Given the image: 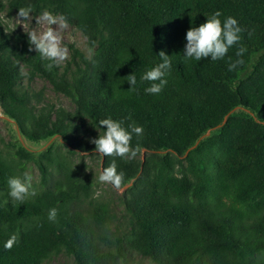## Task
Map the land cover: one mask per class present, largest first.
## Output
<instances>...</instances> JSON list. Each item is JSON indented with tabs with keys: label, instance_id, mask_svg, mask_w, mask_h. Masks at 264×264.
I'll use <instances>...</instances> for the list:
<instances>
[{
	"label": "trees",
	"instance_id": "16d2710c",
	"mask_svg": "<svg viewBox=\"0 0 264 264\" xmlns=\"http://www.w3.org/2000/svg\"><path fill=\"white\" fill-rule=\"evenodd\" d=\"M28 7L65 16L86 37L90 58L72 47L74 66L49 70L28 34L8 31L2 16ZM217 10L242 28L247 51L233 71L235 46L225 60H183L187 31ZM160 51L172 56V72L161 93L147 94L139 76ZM134 71L138 84L130 90ZM37 76L67 96L74 112L23 86V77ZM0 108L23 136H59L74 150L95 148L78 134L103 133L98 121L109 116L144 129L133 134L134 157L101 155L102 170L115 159L125 173V238L111 231L114 210L93 199L89 176L53 145L36 159V194L13 206L7 181L29 169L34 155L0 147V264H41L62 251L75 264H132V252L160 264H264V0L0 1ZM53 207L56 222L48 219Z\"/></svg>",
	"mask_w": 264,
	"mask_h": 264
},
{
	"label": "clouds",
	"instance_id": "9594fccd",
	"mask_svg": "<svg viewBox=\"0 0 264 264\" xmlns=\"http://www.w3.org/2000/svg\"><path fill=\"white\" fill-rule=\"evenodd\" d=\"M32 8H19L18 17L30 19ZM205 23L198 27H191L186 33V44L183 49V60L185 63L201 61L209 58L211 61L225 60L230 49L236 47V60L228 63V70L233 71L239 65L244 63L243 56L247 49L240 46L242 39V28L239 21L233 16L222 17L221 11L217 10L211 15H207ZM38 25H47L44 31L37 33L35 30L27 32L29 37L30 49L38 52L41 59L50 61L46 67L51 70L54 66L68 58V48L63 44L61 30L68 27V20L65 16L54 14L44 10L36 17ZM53 25L56 27L54 28ZM159 60L151 67L145 69L139 76V83L148 86L144 88L145 93L157 95L163 91L168 84L167 77L172 72V56L160 51L157 55ZM231 61V57H228ZM127 82L131 85L130 90H136L138 79L136 72L128 75ZM132 119L131 114L128 117ZM98 124L103 128V134L91 140L95 145V152L105 157H134L136 149L131 147L133 134L141 135L144 131L143 126L136 125L135 122L127 125L123 120L114 119L111 116L100 119ZM106 126V127H105ZM125 173L118 170L115 159L110 166L105 167L99 175V181L109 183L114 188L119 189L124 182ZM8 195L11 203L15 206L17 203L24 204L29 196L36 194L34 186V176L31 169L24 170L19 175L10 176L8 181ZM7 203V201H5ZM58 209L53 207L48 212V219L56 222ZM16 241V236L12 235L5 242V248H12Z\"/></svg>",
	"mask_w": 264,
	"mask_h": 264
},
{
	"label": "rangeland",
	"instance_id": "374dc122",
	"mask_svg": "<svg viewBox=\"0 0 264 264\" xmlns=\"http://www.w3.org/2000/svg\"><path fill=\"white\" fill-rule=\"evenodd\" d=\"M0 1L5 4L8 2V0ZM40 13L41 12L30 13V19L28 20L26 18L18 17V13L15 11H12L11 14H7L6 10H4L2 16L8 25V31H20L27 34V32L35 30L37 33H40L47 27V25L44 24L38 25L36 17H38ZM53 27L55 28L56 26L53 25ZM61 34L63 36V44L68 48L69 52L68 58L60 63L61 71L67 66H70V68L74 66L73 64L69 65V63L72 62L74 54L72 47L80 50L86 58H90L92 50L88 45L86 37L78 28L68 24L66 29L61 30ZM22 83L23 86L28 87L29 90L36 92L40 91L45 103L57 108L62 107L70 113L74 112L75 105L73 102L64 94L55 91L53 86L41 77L37 76L32 81H27V78L23 77ZM75 123L81 126V129L78 130L79 132L85 129L79 120L76 119ZM78 131L76 133H78ZM93 131V135L85 130L84 132L79 133L78 136L83 142L93 144L91 140L98 137L99 134H103L96 128H94ZM50 145L57 147L64 155H66L72 166H80L82 175L89 176V180L92 181L93 199L107 201L114 210L115 220L109 225L111 231L116 232L119 237L125 238L130 232V225L123 203L124 188L117 189L109 183H102L99 181V175L103 171L101 154L96 153L95 148L91 150H74L72 147L70 148L65 144L59 136H53L39 141L31 140L20 133L17 124L7 117L0 108V147L5 149L7 147L12 148L23 146L34 155V159L31 161L29 167L34 176V182H38L40 177V172L36 165V159L38 155L45 151ZM140 157L142 158L141 154ZM131 257L132 264H160L150 257L143 256L136 252H132ZM41 264H75V262L72 256L62 251L52 255Z\"/></svg>",
	"mask_w": 264,
	"mask_h": 264
},
{
	"label": "water",
	"instance_id": "95a60500",
	"mask_svg": "<svg viewBox=\"0 0 264 264\" xmlns=\"http://www.w3.org/2000/svg\"><path fill=\"white\" fill-rule=\"evenodd\" d=\"M233 111H234V110H233ZM233 111H231L230 113H232ZM228 115H229V114H228ZM228 115L224 118L223 122H222L220 125H218L217 127L222 126V125L226 122ZM210 132H211V129H209L204 135H202V136L200 137V139L197 141V143H196L193 147H191V149H193L194 147H196V145L199 143V141H200L201 139H203L204 137L208 136V135L210 134Z\"/></svg>",
	"mask_w": 264,
	"mask_h": 264
}]
</instances>
